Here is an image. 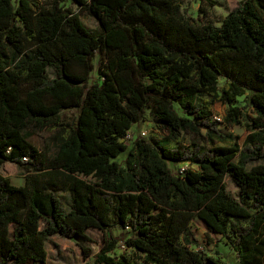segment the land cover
I'll list each match as a JSON object with an SVG mask.
<instances>
[{"label": "trees", "instance_id": "1", "mask_svg": "<svg viewBox=\"0 0 264 264\" xmlns=\"http://www.w3.org/2000/svg\"><path fill=\"white\" fill-rule=\"evenodd\" d=\"M62 1L0 0V166L44 173L47 156L27 130L57 140L47 185H14L0 171V264L43 263L51 236L91 241L89 228L105 236L96 252L78 243L85 264H221L198 249L195 218L230 240L236 264H264V0L240 1L219 26L204 9L188 19L177 0H73L97 28ZM102 53L100 83L90 82ZM245 92L254 116L232 104ZM203 94L228 104L226 123L247 131L242 145L216 143L226 135ZM147 109L164 136L129 147ZM180 162L195 168L174 173ZM114 226L128 228L124 243L141 260L112 254Z\"/></svg>", "mask_w": 264, "mask_h": 264}, {"label": "rangeland", "instance_id": "2", "mask_svg": "<svg viewBox=\"0 0 264 264\" xmlns=\"http://www.w3.org/2000/svg\"><path fill=\"white\" fill-rule=\"evenodd\" d=\"M15 1V0H14ZM33 3L38 5L47 4L49 0H31ZM181 5L182 13L191 20L202 17V11L204 9L207 11L208 18L213 21V23L219 26L222 22L224 16L238 3L242 0H210L211 6L205 0H177ZM63 7H68L74 12L80 14L82 22L89 28H97L98 21L91 15L86 9L82 8L81 5L74 2L73 0L62 1ZM104 57V54H96L93 59V70L91 72L90 82L100 83V78L97 74V65L100 59ZM49 76L55 75V69L52 67L48 68ZM202 98H206L212 103V109L214 116L220 117V130L226 135V139L223 141L217 140V144H239L242 145L247 131L236 123H226L224 116L228 108V104L224 102L214 101L209 96L203 94ZM234 106L238 107L243 113H248L254 116L251 107L247 103L246 92L235 98L232 103ZM78 112V109L67 110L63 113V121L68 124L71 123L73 117ZM145 134H142V132ZM29 138L32 143L38 147L47 156V168L46 172L41 174H34L23 170L21 167L12 164L4 163L0 166V171L3 175L8 177L14 185H24L26 177L35 176L39 179L41 185H47L50 181V175H47V171L51 170L50 165L53 163L57 151V140L55 139V133L49 132L47 130H40L35 127H30L27 130ZM137 136H143L147 139H161L164 134L158 127L157 123L154 121L149 110L145 111V115L142 121L137 124H133L130 128V138L127 137V144L130 147L133 139ZM184 142L189 143L193 140V133L190 131H184L181 134ZM126 152L121 153L115 160L123 163ZM193 167L186 162H180L177 164H171L172 171L177 173L182 168ZM58 188V187H57ZM226 188L229 193L238 198V188L233 183L230 178L226 179ZM59 189V188H58ZM56 195L61 199L64 208L68 209L70 204L71 195L68 191L57 190ZM244 203H248L246 200ZM230 225H246L248 221L236 220L231 218L229 221ZM190 230L195 235L197 243L202 246V252L206 256H212L216 258L221 264H236V252L231 244L230 240L220 234L213 233L207 230L205 225L198 219L195 218L190 224ZM86 234L90 237L91 241L75 240V239H65L59 235L51 236L46 242L47 256L42 264H85L91 261V257L84 258L78 243H83L91 247L93 252L100 249L103 244V239L105 234L95 228H89L86 230ZM108 234L113 237L118 238V243L113 250V255L118 257L125 255L131 259L141 260L142 255L136 253L132 248L128 247L124 241L129 236L128 228L121 229L118 226H114L108 232ZM9 264H13L10 262Z\"/></svg>", "mask_w": 264, "mask_h": 264}, {"label": "built area", "instance_id": "3", "mask_svg": "<svg viewBox=\"0 0 264 264\" xmlns=\"http://www.w3.org/2000/svg\"><path fill=\"white\" fill-rule=\"evenodd\" d=\"M214 118L217 120H220V117H218V116H214ZM142 134H145V132L143 131ZM127 137L130 138V132L127 133ZM23 159H25V157H23ZM201 248H202V246L199 245L198 249L202 250Z\"/></svg>", "mask_w": 264, "mask_h": 264}, {"label": "crops", "instance_id": "4", "mask_svg": "<svg viewBox=\"0 0 264 264\" xmlns=\"http://www.w3.org/2000/svg\"><path fill=\"white\" fill-rule=\"evenodd\" d=\"M35 264H42V263H35Z\"/></svg>", "mask_w": 264, "mask_h": 264}]
</instances>
